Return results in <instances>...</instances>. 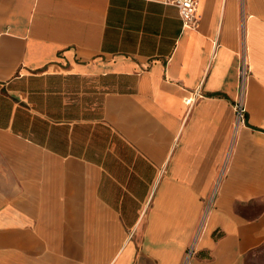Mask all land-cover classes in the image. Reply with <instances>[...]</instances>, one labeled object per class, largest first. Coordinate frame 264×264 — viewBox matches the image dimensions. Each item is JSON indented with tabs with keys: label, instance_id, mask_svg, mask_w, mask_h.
<instances>
[{
	"label": "crops",
	"instance_id": "1",
	"mask_svg": "<svg viewBox=\"0 0 264 264\" xmlns=\"http://www.w3.org/2000/svg\"><path fill=\"white\" fill-rule=\"evenodd\" d=\"M197 19L0 0V264H246L264 244V0Z\"/></svg>",
	"mask_w": 264,
	"mask_h": 264
},
{
	"label": "built area",
	"instance_id": "2",
	"mask_svg": "<svg viewBox=\"0 0 264 264\" xmlns=\"http://www.w3.org/2000/svg\"><path fill=\"white\" fill-rule=\"evenodd\" d=\"M169 2L179 8L180 15L185 27H188L190 29H196L198 27L197 10L199 6V0H169ZM249 72L250 65L246 60V57L243 56L239 72L241 94L234 103L235 128H238L240 125H243L246 121L247 107L243 92L246 77ZM186 102L191 104L193 102V97H188L186 99Z\"/></svg>",
	"mask_w": 264,
	"mask_h": 264
},
{
	"label": "rangeland",
	"instance_id": "3",
	"mask_svg": "<svg viewBox=\"0 0 264 264\" xmlns=\"http://www.w3.org/2000/svg\"><path fill=\"white\" fill-rule=\"evenodd\" d=\"M190 254V251L189 253ZM189 257V255H188ZM188 260V259H187ZM187 260L184 264L187 263ZM246 264H264V244L254 249L246 257Z\"/></svg>",
	"mask_w": 264,
	"mask_h": 264
}]
</instances>
